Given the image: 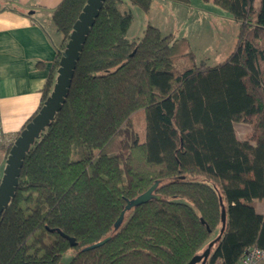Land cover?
Returning <instances> with one entry per match:
<instances>
[{
	"label": "trees",
	"instance_id": "16d2710c",
	"mask_svg": "<svg viewBox=\"0 0 264 264\" xmlns=\"http://www.w3.org/2000/svg\"><path fill=\"white\" fill-rule=\"evenodd\" d=\"M87 1L62 0L52 13L63 38L57 71ZM128 1L145 12L153 2ZM203 1L240 26L234 50L216 66L198 62L185 38L152 25L127 39V0H105L66 100L27 152L0 216V264H61L68 252V264H187L211 244L206 264H237L248 248L264 249L257 212L264 199V0ZM240 122L250 127L244 140L235 131ZM155 184L153 199L127 210L117 227L128 202Z\"/></svg>",
	"mask_w": 264,
	"mask_h": 264
},
{
	"label": "crops",
	"instance_id": "0c3cea01",
	"mask_svg": "<svg viewBox=\"0 0 264 264\" xmlns=\"http://www.w3.org/2000/svg\"><path fill=\"white\" fill-rule=\"evenodd\" d=\"M62 0H0V126L7 157L17 138L43 102V91L56 70L63 38L52 21ZM264 214V199L257 201Z\"/></svg>",
	"mask_w": 264,
	"mask_h": 264
},
{
	"label": "rangeland",
	"instance_id": "374dc122",
	"mask_svg": "<svg viewBox=\"0 0 264 264\" xmlns=\"http://www.w3.org/2000/svg\"><path fill=\"white\" fill-rule=\"evenodd\" d=\"M127 2L122 6V11L130 12L133 16L127 33V39L131 41L140 39L147 25H152L163 34L185 38L197 61L209 66H216L225 61L237 44L239 24L227 11L213 2L189 0L188 5H183L170 0H153L148 12L132 5L128 0ZM136 128L139 140L144 141L146 136L143 117L136 119ZM235 131L238 139L244 140L250 132V127L242 122L235 123ZM6 160L7 157L0 160V181ZM218 234L219 229L212 235L211 240H215ZM206 248L208 245L204 249ZM73 254H65L61 264H68Z\"/></svg>",
	"mask_w": 264,
	"mask_h": 264
},
{
	"label": "water",
	"instance_id": "95a60500",
	"mask_svg": "<svg viewBox=\"0 0 264 264\" xmlns=\"http://www.w3.org/2000/svg\"><path fill=\"white\" fill-rule=\"evenodd\" d=\"M104 2L105 0L87 1L78 20L74 24L70 39L60 59L59 68L57 71L58 76L53 91L37 115L20 132L14 141L13 146L11 147L6 160L4 174L0 182V216L8 208L12 198L15 196L16 188L19 184V177L23 166V161L27 152L35 140L39 138L40 134L55 118V115L61 110L62 105L66 100L74 72L77 67V62L80 58V53L83 50L86 38L90 32V29L93 27L95 19L98 17L99 11L102 9ZM157 185L158 184H155L148 191L128 202L125 210L122 212L116 222L117 227H119L123 222L125 212L127 210L148 203L151 199H153V193ZM222 220L223 224H225L226 217L224 212L222 215ZM58 232L63 237L68 239L71 246L76 245L74 238H71L60 231ZM108 240L109 238L86 248V250L99 247ZM212 247L213 244H211L209 249L204 251L203 254L194 257L187 264H206L211 254Z\"/></svg>",
	"mask_w": 264,
	"mask_h": 264
},
{
	"label": "built area",
	"instance_id": "2783aa9c",
	"mask_svg": "<svg viewBox=\"0 0 264 264\" xmlns=\"http://www.w3.org/2000/svg\"><path fill=\"white\" fill-rule=\"evenodd\" d=\"M5 144L4 131L0 126V148ZM215 264H221L217 261ZM237 264H264V249L258 247L248 248Z\"/></svg>",
	"mask_w": 264,
	"mask_h": 264
}]
</instances>
